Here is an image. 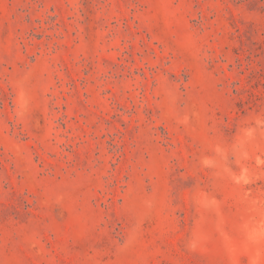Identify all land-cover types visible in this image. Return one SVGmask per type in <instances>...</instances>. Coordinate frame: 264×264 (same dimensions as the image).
Instances as JSON below:
<instances>
[{
	"label": "rangeland",
	"instance_id": "rangeland-1",
	"mask_svg": "<svg viewBox=\"0 0 264 264\" xmlns=\"http://www.w3.org/2000/svg\"><path fill=\"white\" fill-rule=\"evenodd\" d=\"M0 264H264V0H0Z\"/></svg>",
	"mask_w": 264,
	"mask_h": 264
}]
</instances>
